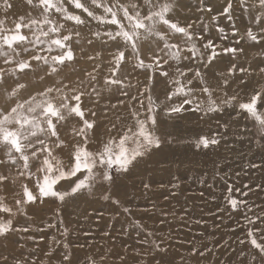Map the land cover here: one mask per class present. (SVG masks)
<instances>
[{
  "label": "snow or ice",
  "instance_id": "1",
  "mask_svg": "<svg viewBox=\"0 0 264 264\" xmlns=\"http://www.w3.org/2000/svg\"><path fill=\"white\" fill-rule=\"evenodd\" d=\"M24 3L31 11L18 16L13 27L6 26V16L0 19V84L6 83L10 75L17 81L10 91H5L9 103L0 107V151L3 152L0 166L15 170V175L0 172V192H4L9 185L18 184V189L13 188L12 191V204L7 203L6 194H0V246L7 247L10 235L17 233L21 234L22 240H34L32 235H23L30 232V227L17 226L15 217L31 219L28 210L49 200L65 204L78 194L92 195L95 190L102 189L103 200L120 205L121 202L111 195V189L118 179L130 174L141 162L146 163L165 141L173 143L171 136L162 138L157 128L163 122L162 117L170 119L174 114L188 110L186 106L195 103L196 107L192 110L205 115L233 109L258 125L264 138V86L258 84L250 92H245L248 77L255 74L264 78V66L252 69L236 62L244 49L236 46L241 41L235 39L239 30L234 23L232 38L235 43L221 47L211 39L205 40L203 32L206 25L198 32L194 23L182 26L171 18L178 8V0H24ZM256 5L264 10V0H256ZM240 6L249 14L250 23L257 29L247 28L241 39L255 44L264 43V11L253 15L246 0H240ZM13 7L11 0H0V10L5 14ZM232 7V0H228L222 13L230 21L233 20ZM206 10L212 11L210 6ZM212 19L215 21L218 17L214 15ZM92 21L105 26L103 36L106 39L103 42L115 45L108 62L109 75L104 77L103 82L107 91L114 89L122 97L116 103L105 106L103 117L107 118L109 111L125 105L130 117V121L120 126L115 136L111 133L117 129V123H112L107 129V139L101 138L95 150H91L89 144L96 136L97 112L83 105L89 90L97 97L101 96L95 83L96 73L102 65L95 64L92 71L86 72L84 79L78 78L75 85L59 77L63 68L77 59L76 47L82 42L78 29ZM69 22L71 27L66 28ZM218 32L223 34L220 37L222 41L229 39L224 28L219 27ZM91 35L99 38L101 32H92ZM177 35L179 40L175 39ZM147 41H153L155 46L154 50H149L146 62L142 46ZM84 43L91 46L93 41L86 39ZM39 45L47 47L40 48ZM79 51L81 58L89 61L101 58L98 52L87 54L83 47ZM45 52L49 55L42 54ZM227 54H231L234 62L225 71L216 72L217 83L212 84L207 69L220 56ZM259 55L264 58V52ZM133 59L134 68L144 69L147 74L146 81L135 94L131 89L136 86L131 84L129 77L120 75L123 66ZM182 62L191 66L181 67ZM41 71L43 75L38 76L39 81L43 82L52 75H56L57 79L27 98L22 97L20 93L28 85L19 82L20 75ZM157 74L166 82L163 99L153 98L151 94ZM230 88L231 94L228 91ZM217 93L221 98H217ZM116 120L119 122L121 117L117 116ZM64 127L69 131L62 136L60 129ZM222 139L218 133L201 135L195 141V147L197 150L213 148ZM61 154H66L67 158L62 159ZM65 182L67 189L63 188ZM149 187V184H144V188ZM250 191L229 185L228 195L224 198L226 210L232 213L247 210L241 213L247 225L245 239L239 243L247 242L264 259V208L257 212L247 199L241 198L248 197ZM59 211L57 208L56 213L59 214ZM123 211L131 214L128 207H124ZM60 224L63 228L61 236L66 237L68 229L62 220ZM135 226L146 231L147 238L141 243L149 245L143 252L133 250L136 264H173L168 259L170 245L162 238L152 239L156 234L144 229L139 221L135 222ZM47 227L54 228L56 225L48 224ZM52 240L61 244L55 237ZM62 247L65 251L59 264H105L107 259V254L101 255L99 261L87 255L78 262L73 258L72 245L64 242ZM190 255L203 257L205 251L192 244ZM119 259L123 264L126 257L120 256ZM252 259L255 261L256 257ZM0 264H8V257L0 256ZM15 264H37V261L22 258Z\"/></svg>",
  "mask_w": 264,
  "mask_h": 264
},
{
  "label": "rangeland",
  "instance_id": "2",
  "mask_svg": "<svg viewBox=\"0 0 264 264\" xmlns=\"http://www.w3.org/2000/svg\"><path fill=\"white\" fill-rule=\"evenodd\" d=\"M227 3L228 0H204V3H201V0H178V8L171 18L182 26L194 23V29L198 32L206 25L207 28L203 32L205 40L211 39L221 47L234 44L235 39H240V44L236 46L243 48L244 52L239 58L253 60L262 58L259 54L264 52V43L255 44L251 40L241 39L247 28L253 27V30L257 31L250 23L249 14L242 10L240 0H232L233 20L230 21L222 15ZM246 4L253 15L264 11L256 5V0H246ZM209 6L212 9L211 12L206 10ZM214 15L218 17L215 21L212 19ZM233 23L239 30L235 39L232 38ZM219 27L224 28L229 37L228 40L220 39L223 34L218 32ZM175 39L179 40V35ZM154 46L153 41H147L142 46L146 62L149 50H154ZM79 48V46L76 47L78 59L75 62L78 70H73L74 64L69 63L63 68V73L72 75L71 83H73L81 77H74L76 74H82V79H84L85 73L89 72L88 69L92 71L94 65L101 62L105 68L101 67L96 75L97 80L101 77L104 80V77L109 75L106 66L109 67L110 56L106 58L107 60L101 61L100 58L96 61H89L81 58ZM102 53L108 55L106 49L102 50ZM42 54L49 55L46 52ZM239 58L238 61H240ZM233 62L231 54L222 55L215 61L227 67ZM134 63V59L126 63L120 73L121 76L127 75L131 84L136 86L131 89L133 94L141 88L147 75L144 69L134 68ZM185 66L190 65L182 62L181 67ZM212 69L211 66L207 72L215 74L216 72ZM162 79L158 74L154 78L151 93L153 98L163 99L166 82L161 81ZM16 82L13 79H6V83L0 84V92L2 89H11ZM19 82L22 83V81ZM99 82L97 81L95 85L101 93V99L95 93L91 94L89 90V98L92 97V101L84 104L86 108H96L102 119L110 120V126L112 123H117V128H120L122 124L116 120V117L121 115L119 109L109 111L107 118H104L103 114L106 105L114 103L117 97H122L114 89L111 92L107 91L103 81L100 83L102 86L98 87ZM254 83L253 80V86L245 88V92H250L255 87ZM97 100L99 103L95 105L94 102ZM6 104L7 102H4L1 107ZM195 107L196 105L192 104L186 106L188 110L174 114L170 119L161 118L163 122L160 123L157 131L163 129L165 137L173 138V143L169 144L165 141L160 149L164 155L162 160L165 162H157L155 158H150L146 163L141 162L127 176L118 179L111 189V195L121 202L120 205H115L110 200H103L101 198L102 189H99V195L92 197L87 194L85 198L82 196L76 199L70 198L65 204L55 201L49 204L48 201V206L36 213L39 216L38 222L30 226L29 233L24 234L35 237L34 249L26 248L25 253L22 254L20 245H23V241L20 238H14V240H9L14 248L8 249L6 253V250L0 247V256H7L8 264H15L16 260H19V252L20 255L22 254L21 259L36 260L37 264H59L60 257L65 251L62 245L67 242L73 246L71 248L73 258L78 262L87 255H92L99 261L101 255L107 254L105 264H122L120 256L126 257L123 264H136L137 258L133 255V250L143 252L149 248V245L141 243L147 238V233L135 226V222L139 221L144 229L156 234L152 239L162 238L166 244L170 245L168 259L173 261V264H264V259L250 244L239 243L241 239H245L247 225L241 213H246L247 210L241 209L240 213H232L226 210L224 199L228 195L229 185L240 187L243 191L251 189L248 197L241 198L247 199L257 212L264 208V138L259 133L258 125L233 109L214 113L207 122L202 118L200 111L192 110ZM193 114L197 118L190 124L185 118L186 115ZM218 115L223 119L227 117V124L232 125L233 129L225 125L223 120L218 119ZM120 117L125 118V115ZM125 120L130 121V118ZM60 131L66 132L67 130L64 127ZM230 132L236 133L230 136L228 135ZM217 133L219 135L221 133L223 137L219 145L209 149H196L195 141L201 135L212 136ZM244 134L247 143H242ZM224 138L226 139L224 143L228 146L222 147ZM231 139L238 144L235 148H232L233 144L228 143ZM234 157H239L242 160L241 164L233 162ZM181 158L186 159L184 164L179 163ZM253 164L257 167H252ZM145 183L150 187L144 188ZM244 185H248V188H244ZM234 195L239 196L240 194L234 193ZM124 207L131 209V214L125 213ZM57 208L60 209L59 214L56 213ZM61 220L68 229L66 237L61 236L63 231ZM48 224H55L56 227L49 228ZM105 232L109 235L105 236ZM41 237H43L42 240ZM53 237L60 240L61 244H55ZM192 244L205 251V256L190 255ZM75 245L85 247L79 248ZM207 249L212 251L208 252ZM14 253L17 255H13ZM254 256L255 261L252 259Z\"/></svg>",
  "mask_w": 264,
  "mask_h": 264
},
{
  "label": "bare ground",
  "instance_id": "3",
  "mask_svg": "<svg viewBox=\"0 0 264 264\" xmlns=\"http://www.w3.org/2000/svg\"><path fill=\"white\" fill-rule=\"evenodd\" d=\"M11 2L13 3L14 7L12 9H10L8 11L7 14H5L2 10H0V19L2 18H5V16L7 17L6 19V26L11 28L13 27V23L14 21L18 18V16L20 15H25L27 14L29 11H31V9L26 5V3H24V0H11ZM33 15H36L35 12H33ZM245 17V16H244ZM67 27H71V24L70 22L68 24H66V28ZM105 29V26L104 25H98L97 22L95 21H92L90 22L89 24H87L86 26H81L78 30L81 32L82 36H81V45H79V47H83L85 49V52L87 54H93V53H100L101 54V61L102 60H105L107 57L109 58L110 56V53L111 51L115 48V45L112 44L111 42H108L106 45L103 43V39H106V37L103 36V31ZM96 31H100L101 32V37L97 38V37H94L91 35L92 32H96ZM75 39V38H74ZM86 39H91L93 41V44L91 46H88L86 43H84V40ZM100 41H101V44H100ZM147 45V43H146ZM39 46H43V47H47L46 45H39ZM106 49L107 50V53H102V50ZM264 49V48H263ZM263 52V51H262ZM248 54V53H247ZM242 56V55H241ZM78 59V58H77ZM76 59V61H77ZM110 59V58H109ZM108 59V60H109ZM240 61H238V63H241L242 66H250L252 69H257L258 66H264V58H260L258 60H253L251 58H239ZM107 60V59H106ZM75 61V62H76ZM75 62H73L74 64V69L73 70H78L77 68V65L75 64ZM107 62V61H106ZM109 62V61H108ZM101 64V62H100ZM187 64V63H186ZM108 65V64H107ZM125 66V65H124ZM191 66V65H190ZM92 67V66H91ZM103 68H105L104 66H102ZM106 70L108 71V66H106ZM212 70L215 71V72H223L225 71L228 67L225 66V65H222L221 63H214L212 65ZM91 70V69H90ZM88 69V71H90ZM104 72V71H103ZM102 72V73H103ZM106 72V71H105ZM73 73V72H72ZM108 73V72H107ZM106 73V74H107ZM105 74V75H106ZM39 75H43V72H37V73H32V72H27V74H21L20 75V80L19 81H22V83H26L28 85L27 89L25 90H22L20 95L24 98H27V96H29L30 94L36 92V91H39L41 89H43L44 87H47L49 85H51L56 79H57V76L56 75H52V76H49L47 77L43 82L39 81L38 79V76ZM81 76V77H80ZM103 76V75H102ZM207 76H208V79L210 80V82L212 84H216L217 83V77H215L214 73L213 72H210L208 71L207 72ZM59 77L64 79L65 82H71L72 81V78L73 76L72 75H66L65 73L60 72L59 73ZM74 77H80V79H82L83 75L82 74H76ZM8 79H13V80H16L14 76H8L7 77V80ZM99 79V78H98ZM103 81V77H101L99 80L97 81H100L99 84H98V87L102 86V84H100L102 81ZM165 79L163 78L161 81H164ZM255 81L254 83V86H257L258 84L259 85H262L264 86V78H261L259 75H253L251 77H248V86L247 87H250V86H253L252 85V81ZM74 81V80H73ZM77 81H74L72 84L75 85ZM96 87V85H95ZM233 87H235V85H233ZM30 89V90H28ZM11 89H9L10 91ZM101 90V89H99ZM104 90V89H103ZM5 89H2L1 90V94H0V107L4 104V102H7V104L9 103L8 100H6L5 98ZM106 91V90H105ZM229 93L231 94L232 92V89L230 88L229 90ZM102 92V91H101ZM92 94V92H90ZM108 93V92H107ZM220 94L217 93V98H221L219 96ZM93 96V95H91ZM95 96V95H94ZM90 96H86L84 97V103H90V101H92V97L89 98ZM96 98V97H95ZM101 99V97H99ZM119 97H117L115 100H114V103L116 102V100L118 99ZM100 101V100H99ZM105 101V99L103 100ZM101 102V101H100ZM99 103V102H98ZM108 103V102H107ZM95 104V103H94ZM195 104V103H194ZM96 105V104H95ZM85 108H86V104L83 105ZM97 112V123H98V128L96 130V136L94 137L93 139V142L89 144V148L91 150H95L97 147H99V140L101 138H104V139H107L109 133L107 131V129L110 127V120L108 119H102V116L101 114L98 112V110L96 108H94ZM119 109V113L121 114L120 116L122 115H125V118H121L120 122L121 124H125V123H128L129 121L128 120H125L127 118H130L129 117V112H128V108L127 106L125 105L124 107H120L118 108ZM202 118H204L205 120L210 121V119L213 117L214 113H210V114H207L205 115L204 113H200ZM197 117L193 115H186V120L191 124V122H194V119H196ZM199 118V117H198ZM218 119H221L225 122V125H228V127L232 126V125H229L227 124V117H225L223 119V117H220L218 115ZM208 125V123H206ZM161 125V124H159ZM164 125V124H163ZM232 128V127H231ZM119 129V128H117ZM113 130V132L111 133V135L115 136L117 134V131L118 130ZM233 129V128H232ZM65 130H67L66 132H63L61 131V135L64 136L65 133H67L69 131V129L67 127H65ZM163 131V132H162ZM162 137H165V131L163 129L161 130H158L157 131ZM191 132V131H190ZM236 132H230L228 133V135L230 136H233ZM222 134L223 136L225 135L224 132L222 131ZM220 133V136L222 135ZM196 135V133H195ZM188 136V135H187ZM244 137V141H242V143H245L247 140H246V136L245 134L243 135ZM226 139L224 138V141L223 144H222V147H225V146H228L225 141ZM228 143L230 144H233L232 148H235L236 145H238L236 143V141L234 139H231L230 141H228ZM247 143V142H246ZM245 150V149H244ZM62 156V159H66V154H61ZM164 157L163 155V152L162 150H158L156 152H154V154L151 156V158H155V160H157V162H160L162 161L163 163L165 162L164 160H162V158ZM0 158H3V152L0 151ZM219 158H221V156H219ZM233 162L235 163H239L241 164V159L239 157H234L232 159ZM155 162V161H154ZM178 162V161H177ZM186 162V159H183L181 158L179 163L181 164H184ZM0 172H3L5 174H11V175H15V170L12 169L11 167H4V166H0ZM67 182H65L63 184V187H68L67 186ZM13 188H16L18 189V184L15 185V186H12V185H9L5 190L4 192H0V194H6L7 196V203L9 204H12L13 203V196H12V191H13ZM99 189L95 190L94 193L92 194V197L96 196V195H99L98 193ZM86 197L87 196V193H83V194H78L74 199H76L77 197ZM72 199V198H71ZM53 201L49 200V204L52 203ZM48 206V202H46L45 204L43 205H37V206H33L31 207L29 210H28V215L31 217V219H27L25 218L24 216H17L15 217V224L17 226L19 225H26V226H33L34 223H37L38 220H39V216L36 214L37 212H39L42 208L44 207H47ZM35 230V229H34ZM35 233V232H34ZM24 235V234H23ZM21 234L20 233H17V234H12L10 235V239L9 240H14V238H20ZM21 241H23V247H22V254L25 253L24 250L26 248L28 249H34L33 246H34V243H33V240L31 241H28L26 239H21ZM15 242V241H14ZM50 245V244H49ZM2 250H6V253H8V249H12L14 248L13 246L10 245V242L8 241L7 242V247H4V246H0ZM34 251V250H32ZM26 252H30V251H26ZM21 254V255H22ZM13 255H17L16 253H14ZM19 257L18 259H21V255H20V252L18 253ZM48 255V254H47ZM29 259V258H28ZM58 262V261H57Z\"/></svg>",
  "mask_w": 264,
  "mask_h": 264
}]
</instances>
